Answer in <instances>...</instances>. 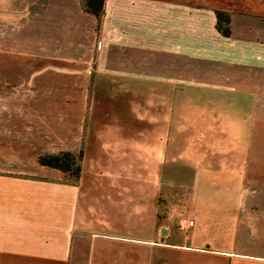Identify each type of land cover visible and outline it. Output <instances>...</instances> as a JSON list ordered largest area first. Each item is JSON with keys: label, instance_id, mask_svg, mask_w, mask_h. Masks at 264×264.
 Masks as SVG:
<instances>
[{"label": "crops", "instance_id": "1", "mask_svg": "<svg viewBox=\"0 0 264 264\" xmlns=\"http://www.w3.org/2000/svg\"><path fill=\"white\" fill-rule=\"evenodd\" d=\"M0 264H264V0H0Z\"/></svg>", "mask_w": 264, "mask_h": 264}, {"label": "trees", "instance_id": "2", "mask_svg": "<svg viewBox=\"0 0 264 264\" xmlns=\"http://www.w3.org/2000/svg\"><path fill=\"white\" fill-rule=\"evenodd\" d=\"M80 1L83 9L96 17L98 21V30L100 31L105 15L106 0ZM230 22L231 18L229 14L217 12V29L226 37L231 35ZM83 158V151L79 154L61 152L59 154L41 156L39 158V163L42 166L63 172L73 183H78L83 170Z\"/></svg>", "mask_w": 264, "mask_h": 264}, {"label": "rangeland", "instance_id": "3", "mask_svg": "<svg viewBox=\"0 0 264 264\" xmlns=\"http://www.w3.org/2000/svg\"><path fill=\"white\" fill-rule=\"evenodd\" d=\"M116 105V100H106L105 102H104V105H102V107L100 106V105H97L96 106V110H99V109H101V108H105V111H106V108H110L111 106L112 107H114ZM113 110H115V112L113 111ZM113 110L112 111H110V114L109 115H106V116H103L104 118L106 117V119H109V121L108 122H111L110 124L111 125H113V124H115L116 125V123L119 121V118H122V117H124V116H122L121 114L122 113H120L119 115H117V113H118V111L116 110V108L114 109L113 108ZM112 112H114L113 113V115L111 114ZM105 113H107V112H104L103 114H105ZM97 114H98V111H97V113H96V116H97ZM100 114V113H99ZM97 117H99V115L97 116ZM127 116L125 115V118H126ZM105 119V120H106ZM96 122V121H95ZM101 123L102 122H98V123H96V125H98L97 126V128L96 129H98V128H102L101 126ZM113 132L115 133V131L113 130ZM87 154H88V157H89V159H91V160H93V159H95V158H98V157H103L104 156V154H103V152H101L100 151V144L98 143V142H94V141H92V140H89V145H88V147H87ZM102 156H101V155ZM179 226V225H178ZM177 226V227H178Z\"/></svg>", "mask_w": 264, "mask_h": 264}, {"label": "built area", "instance_id": "4", "mask_svg": "<svg viewBox=\"0 0 264 264\" xmlns=\"http://www.w3.org/2000/svg\"><path fill=\"white\" fill-rule=\"evenodd\" d=\"M195 226V221L193 219L190 218H183L180 222H179V226H178V230L181 233L184 234H188L189 231L194 228Z\"/></svg>", "mask_w": 264, "mask_h": 264}]
</instances>
